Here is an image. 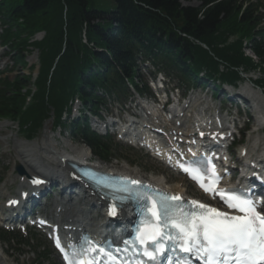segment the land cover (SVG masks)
<instances>
[{
  "label": "trees",
  "instance_id": "16d2710c",
  "mask_svg": "<svg viewBox=\"0 0 264 264\" xmlns=\"http://www.w3.org/2000/svg\"><path fill=\"white\" fill-rule=\"evenodd\" d=\"M111 1L113 10L96 7L93 0H0L4 46L21 66L31 48L39 62L35 80L32 74H18L0 82V119L18 122L24 137L33 140L53 113L55 127L68 130L73 140L106 160L110 142L92 133L86 121L65 124L62 115L70 113L76 96L93 114L105 105L99 90L119 98L127 91L126 80L134 83L140 55L157 57L167 70L191 82L202 71L230 83L241 81L240 69L257 71L264 89L260 6L244 9V0ZM192 1L200 6H182ZM39 32L44 38L32 42Z\"/></svg>",
  "mask_w": 264,
  "mask_h": 264
},
{
  "label": "snow or ice",
  "instance_id": "6c2138e0",
  "mask_svg": "<svg viewBox=\"0 0 264 264\" xmlns=\"http://www.w3.org/2000/svg\"><path fill=\"white\" fill-rule=\"evenodd\" d=\"M180 168L236 214L185 201L127 177L102 182L114 194L109 215L116 216L121 204L135 201L141 206L138 224L131 238L123 241V248L114 251L90 239L84 247L69 245L66 250L57 237L56 246L67 264H191L192 258L201 264H264V204L239 188L217 189L222 177L211 158L180 164ZM121 252L125 257L118 255Z\"/></svg>",
  "mask_w": 264,
  "mask_h": 264
},
{
  "label": "rangeland",
  "instance_id": "374dc122",
  "mask_svg": "<svg viewBox=\"0 0 264 264\" xmlns=\"http://www.w3.org/2000/svg\"><path fill=\"white\" fill-rule=\"evenodd\" d=\"M96 7H98V4L100 8L102 9H110L113 10L115 8L114 3L111 0H93ZM253 4H259L262 6L264 11V0H250ZM182 6L185 7H199L200 4L196 1L192 2H182ZM42 35H36L34 42H40L44 36L45 33H41ZM233 41H235L234 38ZM248 48V47H247ZM32 51L30 54L25 53V59L24 62L26 65H19L16 64V56L11 54L10 50L1 48L0 45V70H2V78H8L9 80H13L16 78L18 74L21 75H27L29 67H34V65H38V52L35 50L33 51L32 48L30 49ZM244 53L250 56V52L248 50H244ZM34 69V68H33ZM32 69L33 76H37L38 68ZM258 72H254L250 75V80H255L258 77ZM145 81H147L146 78H144ZM32 90L34 91V87L32 86ZM243 88H251L252 85L250 84L249 80H246V82L242 85ZM212 87H210L211 89ZM184 90V88H183ZM212 90V89H211ZM210 90V91H211ZM259 94H262L261 91L255 90ZM262 98V97H261ZM263 99V98H262ZM30 99H27V104H30ZM218 102V101H217ZM77 106V105H76ZM264 107V104H263ZM235 113V112H233ZM76 115V114H75ZM250 114H248L249 116ZM251 116V115H250ZM73 118V117H72ZM76 118V116H75ZM52 114L51 118L44 123L43 129L40 133V135L36 138H34V142H42L44 134L47 133L50 135V138H56L59 140V136L61 134L62 140L68 143L72 142L71 136L68 134V132L65 131V129L61 126L60 130L58 129L54 133L51 131V124L53 122L52 120ZM252 124L250 127V130L248 133H246V147L249 148V150L252 153H257L261 150L262 144L264 142V135L261 133L260 130L256 127L255 123V116L252 119ZM257 122L259 120L257 119ZM66 124V122H65ZM264 125V124H263ZM94 126V123L92 124ZM47 128V129H46ZM49 130V131H48ZM0 180H4L5 184L0 185V203L3 202V195L7 194L8 192H14L13 197H15V192L17 191V186L20 184V180H18V176H20L17 172V168L19 167V164L17 165L15 157L16 152L13 146L14 140L19 139L20 142L24 141L22 138V134L20 133L18 126L9 121L2 122L0 121ZM60 136V137H61ZM61 140V141H62ZM56 143V142H55ZM79 148H81L84 151L90 152V148L84 144H78L75 142H72ZM62 146L59 148H63L65 146L61 142ZM72 145V144H71ZM114 150L113 155L110 156L109 161H103L100 157L94 155L93 153V164L95 163H101L105 167H112L113 169H119V168H127L130 171H136L139 173V175H142L143 177L150 179L152 177H160V178H166L168 180L169 186H177L181 190L185 191L188 194H192V192H195L192 188V186L187 185L185 180L176 174L170 172L169 170L164 169L162 166L157 164L156 162L152 161L151 159L147 158L142 152L133 151L130 148H128L123 143H118L117 141H114ZM92 156V154H91ZM23 170V169H22ZM166 181V180H165ZM20 189V187H19ZM196 195V193L194 194ZM61 198L55 197L51 200V202L48 203L47 208L41 207L39 211L42 210V214L51 216L52 214L58 215L57 209L53 207V204H57L58 201L60 202ZM85 208H88L85 207ZM31 236H36L37 240H39V243L46 244V247L43 250H39L38 247H36V242H34V246H18L15 244H1L0 246L7 251V255L10 257L8 258V261L13 260L14 264H41L40 259L42 257H46L48 259V262L45 264H58V260L55 258L53 254L50 256H46V250L50 245L49 243L37 236L34 232H31ZM35 237V238H36ZM44 242H42V241Z\"/></svg>",
  "mask_w": 264,
  "mask_h": 264
},
{
  "label": "bare ground",
  "instance_id": "6f19581e",
  "mask_svg": "<svg viewBox=\"0 0 264 264\" xmlns=\"http://www.w3.org/2000/svg\"><path fill=\"white\" fill-rule=\"evenodd\" d=\"M190 103L193 104V101L191 100ZM204 103L205 102L203 101L201 105ZM199 114L201 115V112L198 113L197 116ZM258 115H261V113H259ZM257 119L259 120V122H263L260 117ZM125 129L127 132H131V134L134 132V129L132 130L131 127H127ZM51 140L52 138H50V135L47 133V131L44 134L42 142L26 143L14 140L13 150H15L16 152L15 160L17 165L19 164V166H21V168L23 169V176H20L21 178L18 177V180H20L19 187L21 189L29 190V192H24V194H27L26 199L25 196H22V194L20 199L9 200V202H19L16 212H18L20 208L25 207V205L28 210V204L30 202H39L40 200V198L37 199L38 196H35L34 198L32 196L34 191L41 189L40 187H31L30 185L32 180H34L35 178L48 180L50 182L61 180L64 183L61 192V200L54 205V207L57 209L58 215H56L57 219H52L58 225L61 222L60 225L62 228H70L71 232H74L75 230L86 231L89 229H100L104 222H106L105 217L107 211L105 210V208H108V206H106L105 202H103L100 198H96L95 195L92 196L91 189L85 188V184H82L80 182V179L70 167V165L73 166V164L79 166L84 165V163L88 164L87 161H90L92 159L91 153L82 150L73 143L71 145V143L65 141H63L65 146L60 149L59 146L56 145L55 141ZM66 152L70 153L69 157L73 162L63 161ZM89 166L95 168L96 170L110 173H126L135 176L139 175V173H137L136 171H130L124 167L113 169L109 166L105 167L101 163H90ZM149 181L153 182L158 187L169 189L168 182L163 178L152 177L149 179ZM74 185H80L82 190L84 191V195H82V193L77 194L73 191L69 193V191L72 189L71 187ZM170 190L173 192L183 193V190L179 191L172 188ZM58 198H60V196H58ZM25 201L27 203H25ZM85 201L94 209L99 208V210H92L91 212L84 210L82 208V204ZM22 202H24L23 205ZM0 210H2L1 207ZM5 210L6 209H3L2 211ZM127 213L128 211L126 213L123 212L124 217L120 221L124 222L127 219ZM0 218L2 222L5 220L2 217ZM15 221H18V219L16 218ZM6 253L7 251L0 246V264H14L12 259H10L11 261H8V258L10 257Z\"/></svg>",
  "mask_w": 264,
  "mask_h": 264
}]
</instances>
